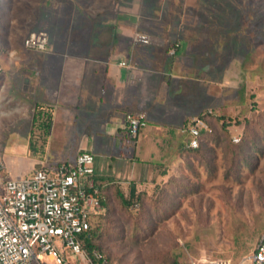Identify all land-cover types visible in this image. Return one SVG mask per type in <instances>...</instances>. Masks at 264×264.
Segmentation results:
<instances>
[{
    "label": "crops",
    "instance_id": "0c3cea01",
    "mask_svg": "<svg viewBox=\"0 0 264 264\" xmlns=\"http://www.w3.org/2000/svg\"><path fill=\"white\" fill-rule=\"evenodd\" d=\"M166 4L44 0L33 30H47L49 44L44 50L20 47L14 53L19 51L26 62L11 66L13 75L26 76L32 104L29 133L34 142L29 139L28 144L33 169L26 175L89 150L95 154L96 179L105 197L119 191L125 195L149 191L158 182L169 192V184L193 176L190 168L211 157L213 145L187 148L188 134L182 127L213 99L219 100L217 88L242 78L225 67L214 73L206 46L211 32L192 26L184 33L183 18L169 9L176 6ZM138 33L147 34L150 42L139 41ZM223 39L218 41L221 62ZM177 41L178 50L171 55L168 49ZM20 88L13 92L24 95ZM129 111L147 116V125L134 142L127 139ZM49 115L48 129L43 120ZM6 168L9 175L12 170Z\"/></svg>",
    "mask_w": 264,
    "mask_h": 264
},
{
    "label": "rangeland",
    "instance_id": "374dc122",
    "mask_svg": "<svg viewBox=\"0 0 264 264\" xmlns=\"http://www.w3.org/2000/svg\"><path fill=\"white\" fill-rule=\"evenodd\" d=\"M164 1L168 7L176 6L169 9L183 18L184 33L191 32L192 26L211 32L206 46L214 73L225 67L243 80L234 78V83L229 81L234 85L217 88L219 100L213 99L206 109L215 116L209 124L212 130L202 135L196 149L213 145L211 157L199 159L189 170L194 175L169 184V192L166 184L154 183L149 191H136L131 206L118 193L106 196L105 209L92 222L94 241L121 264H173L175 260L190 264L195 258L218 257L251 264L264 233V0ZM43 8L44 0H0V156L12 170L10 177H22L33 169L28 81L26 76L13 75L11 66L26 62L19 51L14 52L35 31L36 14ZM163 10L160 5L159 14ZM220 37L226 43L224 62ZM18 85L24 95L13 92ZM235 136L240 141H234ZM67 256L72 264H83L71 252ZM33 264L57 263L44 255L42 263Z\"/></svg>",
    "mask_w": 264,
    "mask_h": 264
},
{
    "label": "built area",
    "instance_id": "2783aa9c",
    "mask_svg": "<svg viewBox=\"0 0 264 264\" xmlns=\"http://www.w3.org/2000/svg\"><path fill=\"white\" fill-rule=\"evenodd\" d=\"M137 39L150 42L145 33H138ZM48 44L45 29L35 30L25 39L28 48L44 50ZM178 47V42L173 43L169 53L175 54ZM125 118L127 139L134 142L147 125V116L129 111ZM211 130L203 115L189 118L182 127L188 134L187 148H198L202 135ZM234 141L240 137L235 136ZM6 169L0 156V264L42 263L44 255L57 264H72L69 252L83 264H116L99 249L89 251L84 245V237L104 210L106 198L97 183L92 151H80L74 160L43 165L22 177H10ZM190 264L233 263L218 257L195 258ZM251 264H264V233L251 255Z\"/></svg>",
    "mask_w": 264,
    "mask_h": 264
},
{
    "label": "trees",
    "instance_id": "16d2710c",
    "mask_svg": "<svg viewBox=\"0 0 264 264\" xmlns=\"http://www.w3.org/2000/svg\"><path fill=\"white\" fill-rule=\"evenodd\" d=\"M218 22H220V21H218ZM225 24H226V22H224L223 21V23H222V25H223V27L225 28ZM178 42V41H177ZM176 42H174V44H175ZM170 48V47H169ZM257 71H259L258 69H257ZM242 78V80H243V77H241ZM227 87H230V86H227ZM253 96L254 97H256V95L255 94H253ZM205 112H206V110H204L203 112H201L200 114H198V115H203L204 117H205V119L209 122V124H213V121H214V118H215V116H210V114H205ZM38 120V119H37ZM216 120H218L217 119V117H216ZM36 121V120H35ZM50 121H51V119H50V115L48 116V118H46L45 120H43V122L44 123H47V127H48V129H49V127H50ZM223 127L224 128H226L227 127V125H228V123L226 122V121H224L223 122ZM202 140V139H201ZM97 183L99 184V185H101L100 184V182L97 180ZM119 196L121 197V200L123 201V203L125 204V205H129V206H131L132 204H133V197H134V195L136 194V192L135 191H132V192H130V198H128L127 197V195H125L122 191H119ZM103 204H104V209H105V207H106V205H107V199L105 198V200L103 201ZM95 232H96V230H94L93 229V226L91 227V229L87 232V234L85 235V240H84V245H85V247L89 250V251H92V250H94V249H99L100 251H102L111 261H112V259L103 251V250H101L100 248H99V246H97V244L95 243V241H94V239H95ZM113 262V261H112ZM116 264H121V263H119V262H115ZM173 264H181L178 260H175L174 262H173Z\"/></svg>",
    "mask_w": 264,
    "mask_h": 264
}]
</instances>
